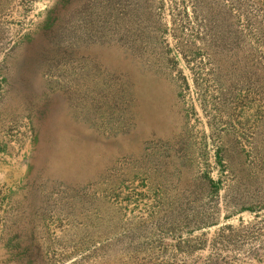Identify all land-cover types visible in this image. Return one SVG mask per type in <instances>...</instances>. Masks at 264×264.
<instances>
[{
    "label": "rangeland",
    "instance_id": "1",
    "mask_svg": "<svg viewBox=\"0 0 264 264\" xmlns=\"http://www.w3.org/2000/svg\"><path fill=\"white\" fill-rule=\"evenodd\" d=\"M0 264H264V0H0Z\"/></svg>",
    "mask_w": 264,
    "mask_h": 264
}]
</instances>
